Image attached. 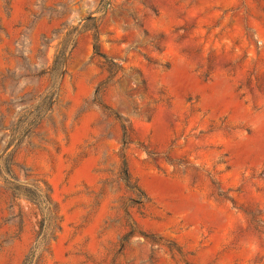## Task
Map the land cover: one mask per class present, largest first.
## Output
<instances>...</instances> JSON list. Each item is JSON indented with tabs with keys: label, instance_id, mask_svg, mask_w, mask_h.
Wrapping results in <instances>:
<instances>
[{
	"label": "rangeland",
	"instance_id": "1",
	"mask_svg": "<svg viewBox=\"0 0 264 264\" xmlns=\"http://www.w3.org/2000/svg\"><path fill=\"white\" fill-rule=\"evenodd\" d=\"M0 264H264V0H0Z\"/></svg>",
	"mask_w": 264,
	"mask_h": 264
},
{
	"label": "trees",
	"instance_id": "2",
	"mask_svg": "<svg viewBox=\"0 0 264 264\" xmlns=\"http://www.w3.org/2000/svg\"><path fill=\"white\" fill-rule=\"evenodd\" d=\"M93 38H94V52L96 53V54H99V55H102L100 52H99V44H98V40H97V34H96V32L94 31V33H93ZM71 46V45H70ZM72 47H73V45H72ZM67 49H68V45L67 44H65L64 46H63V48H60L56 53H55V55H54V57H53V60H52V64H51V66H50V69L52 70V71H60V69L63 67V64H64V61H65V58H66V56H67V54H68V52L69 51H67ZM69 49H70V47H69ZM103 56V55H102ZM112 65H114V64H112ZM124 138V137H123ZM124 174H123V180H124V182L126 183V185L128 186V187H130V188H132V186H130V184H129V181H128V176H127V174H126V170H125V168H124ZM46 217L44 216L43 217V220L45 219Z\"/></svg>",
	"mask_w": 264,
	"mask_h": 264
}]
</instances>
